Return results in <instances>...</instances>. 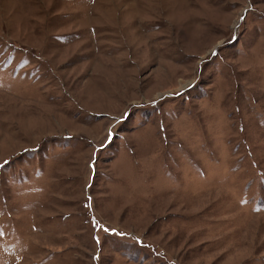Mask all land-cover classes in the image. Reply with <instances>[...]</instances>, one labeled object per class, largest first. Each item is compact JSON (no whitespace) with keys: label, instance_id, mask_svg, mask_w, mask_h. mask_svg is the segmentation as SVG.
Returning a JSON list of instances; mask_svg holds the SVG:
<instances>
[{"label":"rangeland","instance_id":"rangeland-1","mask_svg":"<svg viewBox=\"0 0 264 264\" xmlns=\"http://www.w3.org/2000/svg\"><path fill=\"white\" fill-rule=\"evenodd\" d=\"M0 264H264V0H0Z\"/></svg>","mask_w":264,"mask_h":264}]
</instances>
